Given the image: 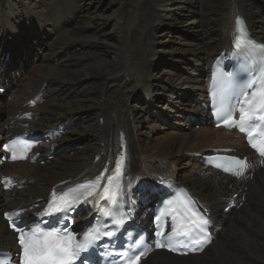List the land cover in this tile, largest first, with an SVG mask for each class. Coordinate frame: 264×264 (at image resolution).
Returning a JSON list of instances; mask_svg holds the SVG:
<instances>
[{
  "label": "bare ground",
  "instance_id": "bare-ground-1",
  "mask_svg": "<svg viewBox=\"0 0 264 264\" xmlns=\"http://www.w3.org/2000/svg\"><path fill=\"white\" fill-rule=\"evenodd\" d=\"M89 1L0 0V67L7 66L0 82H12L11 71L26 72L0 93L5 103L22 99L13 96L29 72L27 62L40 63L34 66L39 83L30 85L27 106L12 120L5 117L0 98V155L2 143L15 135L53 137L35 150L36 163L0 166V180L17 182L8 192L0 183V250L16 247L3 212L27 209L22 217L37 219L53 194L104 168L115 172L123 154L124 190L128 203L140 206L138 221H146L154 198L149 188L170 179L210 210L215 225V240L202 254L178 257L160 251L141 264H264V167L237 181L204 166L197 156L229 148L252 155L240 136L211 126L203 102L211 64L230 47L236 16H244L253 34L264 40V0H221L208 12L202 0ZM116 1L121 3L115 6ZM113 20L116 32L110 33L106 28ZM86 54L99 62L87 64ZM35 98L39 103L31 107ZM195 116L205 126L197 128ZM79 142L81 152L73 158L48 160L61 147ZM234 193L241 206L229 220L222 209ZM34 204L39 206L31 208ZM93 206L89 201L82 207L77 224Z\"/></svg>",
  "mask_w": 264,
  "mask_h": 264
},
{
  "label": "snow or ice",
  "instance_id": "snow-or-ice-1",
  "mask_svg": "<svg viewBox=\"0 0 264 264\" xmlns=\"http://www.w3.org/2000/svg\"><path fill=\"white\" fill-rule=\"evenodd\" d=\"M242 23L241 20H237V25ZM234 47L238 50V58H243L244 63L241 64L239 73L247 75V73H252V79H249L245 84H238L236 81V76H231L228 78L227 88L230 90L234 86L241 88V103L247 107L240 108V120L237 126L243 132L247 126L249 120L261 119L264 120V115L257 116L258 112H264V43H259L253 41L250 37H246V33L243 29H240L238 33V38L235 41ZM257 73L259 75H257ZM215 81V77L213 78ZM254 85L257 87L253 90L251 97L248 96L245 89L253 88ZM223 99L221 103H223ZM231 113H221V118L225 120L226 123L229 122ZM236 123V122H233ZM251 138L252 131L248 132ZM15 143V141L13 142ZM251 143V139H250ZM256 145L253 144V147ZM260 155L264 156V148H261ZM15 153H13L12 159H16ZM124 166V156L123 154L116 161L115 173L107 177V186L104 188V194L107 199H110L113 204L119 206L117 197L121 195L119 192V186H116V191H112L109 194L110 187L113 184V180L122 174V169ZM241 166H243L241 164ZM103 177L98 176L95 181L89 182L86 185H80L81 188L88 189L91 188L92 191H87L85 193V199L92 196L95 192V188L99 186L100 181ZM181 197L184 200L183 207H174L169 211L173 213L172 219L175 221L178 214L181 219L179 225L173 226L171 232L177 236H184L186 238L192 239L195 244H200L201 240L194 238L195 235L203 234L204 242H208L206 225L209 220L206 218L200 210L197 209L195 201L192 197L188 196L187 193H181ZM181 197H178L179 201ZM79 200V197L76 198ZM169 204H174V201H168ZM72 205L63 197L59 203L53 201L47 209L44 211V215H51L52 213H65L70 210ZM107 214V213H106ZM161 215H164L161 212ZM159 219V218H157ZM119 223V221H118ZM15 228V225H13ZM20 232L18 236V241L22 250V264H71V261L77 258L78 252L81 249H87L91 242L98 240L100 235H105L112 237L113 233L111 231L99 233V229H93L84 237V243H74V237L71 234L61 235L59 229H53L50 232H45L42 234H37V230L33 229L31 234L24 233L20 229H16ZM163 235V232H161ZM156 246L158 248L167 247L169 251H175L171 247V244H162L157 241ZM192 251H197L198 249H191ZM140 257H129V264H138ZM89 257L85 256L81 260V264H87Z\"/></svg>",
  "mask_w": 264,
  "mask_h": 264
},
{
  "label": "rangeland",
  "instance_id": "rangeland-1",
  "mask_svg": "<svg viewBox=\"0 0 264 264\" xmlns=\"http://www.w3.org/2000/svg\"><path fill=\"white\" fill-rule=\"evenodd\" d=\"M221 0H202L201 1V5L204 7V9H206V12H208V11H210V9L212 8V6H214V4H216V3H219ZM93 3V4H96V0H91V1H89V3ZM118 3V4H117ZM121 3V1H116V3L114 4L115 6H117V5H119ZM89 9V8H88ZM110 14V13H109ZM106 30L108 31V32H112V33H114V32H116V26H115V21L113 20V21H111L109 24H108V26H107V28H106ZM54 36H56L57 37V34H56V31H55V35ZM12 47H14L15 48V45L13 44V46ZM20 49V48H19ZM34 51H36L35 49H34ZM82 54L83 53H78V55L76 56V58H81V56H82ZM15 56H16V58L15 59H17V58H19L16 54H15ZM86 56V58H88V59H86V61H87V64H89V65H92V64H94V63H98L99 61V58H96L95 56H93V55H90V56H88L87 54L85 55ZM35 56H34V54H32L31 55V60L34 58ZM35 62V60H33V63H29V62H27L28 63V65H27V70L29 71L28 73H27V75L23 78V80H22V83L18 86V88H17V90H16V94L13 96V97H17L18 96V94L19 95H21V97H22V99L20 98V97H17L16 98V100L14 101V100H11L10 98L8 99V101L9 102H12L13 101V103H5V101H4V99H3V96H1L0 95V98L2 97V99H3V107L5 108L4 110H5V117H9L8 119H10V120H12L16 115H15V113H17V112H19L20 110H22L25 106H27V105H25L24 103H25V99L26 98H28L27 99V101L30 99L29 98V94L31 93V89H30V85L31 86H34V87H36L37 85H38V83H39V81H38V79L36 78L37 76H38V73H36V72H34V66L36 65H39L40 63H38V64H36V63H34ZM37 62H41V59L38 57V59H37ZM59 62H60V60H59ZM59 62L58 61H56L55 63H54V65L55 66H58V64H59ZM32 71V72H31ZM181 73H183V72H181ZM33 81V82H32ZM36 81H37V83H36ZM29 82V83H28ZM34 83V84H33ZM26 84H28L29 86H27ZM25 87V88H24ZM28 88V90H26ZM27 96V97H26ZM10 97H12V96H10ZM26 97V98H25ZM49 100H52V99H49ZM56 101V100H55ZM24 102V103H23ZM15 103H17L18 105H23L22 107H20V106H18L17 104H15ZM47 103H49L48 101H47ZM9 104V105H8ZM10 106H11V108H10ZM14 106V107H13ZM9 107V108H8ZM20 107V108H19ZM15 108V109H14ZM22 108V109H21ZM8 109V110H7ZM10 109V110H9ZM12 109H13V111H12ZM18 111H17V110ZM7 110V111H6ZM8 112V113H7ZM15 112V113H14ZM12 114V116H10ZM101 122H103V120H101ZM194 123L196 124L195 126L197 127V128H199V126H202L203 125V123L200 121V120H196V121H194ZM162 124V123H161ZM164 126H166V125H164ZM196 128V129H197ZM189 129H186V131H188ZM81 147H82V145H81V143L79 142V145H72L71 147H67V146H63V147H61L60 148V150H61V152L59 151V153L57 154V155H54L53 156V158H54V160L56 159H62V161L63 162H65L66 160H67V158H73V156L75 155V153H79V152H81ZM63 148V149H62ZM200 160H201V158H199ZM41 165H42V167L41 168H43V167H45L44 166V163H41ZM236 199H238V198H236ZM224 209V208H223ZM222 209V211L224 212V210ZM3 214V213H2ZM224 215H226V217L230 220L232 217H233V210L231 211V213L230 214H226L225 212H224ZM230 218H229V217Z\"/></svg>",
  "mask_w": 264,
  "mask_h": 264
}]
</instances>
